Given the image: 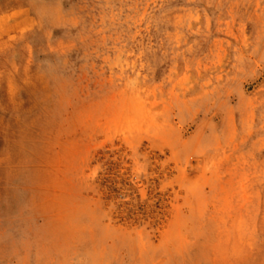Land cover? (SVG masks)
I'll list each match as a JSON object with an SVG mask.
<instances>
[{
	"label": "rangeland",
	"instance_id": "rangeland-1",
	"mask_svg": "<svg viewBox=\"0 0 264 264\" xmlns=\"http://www.w3.org/2000/svg\"><path fill=\"white\" fill-rule=\"evenodd\" d=\"M0 264H264V0H0Z\"/></svg>",
	"mask_w": 264,
	"mask_h": 264
}]
</instances>
